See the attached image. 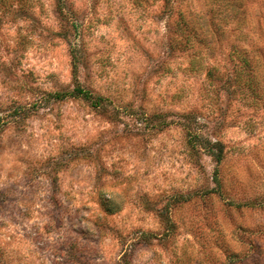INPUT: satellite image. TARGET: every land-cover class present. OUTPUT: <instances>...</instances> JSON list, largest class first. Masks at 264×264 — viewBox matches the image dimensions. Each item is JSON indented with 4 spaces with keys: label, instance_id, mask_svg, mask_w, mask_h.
<instances>
[{
    "label": "rangeland",
    "instance_id": "obj_1",
    "mask_svg": "<svg viewBox=\"0 0 264 264\" xmlns=\"http://www.w3.org/2000/svg\"><path fill=\"white\" fill-rule=\"evenodd\" d=\"M0 264H264V0H0Z\"/></svg>",
    "mask_w": 264,
    "mask_h": 264
},
{
    "label": "trees",
    "instance_id": "obj_2",
    "mask_svg": "<svg viewBox=\"0 0 264 264\" xmlns=\"http://www.w3.org/2000/svg\"><path fill=\"white\" fill-rule=\"evenodd\" d=\"M68 94L76 95V96H82L87 100H90L92 104H95L96 106H101L103 103V98L102 97H95L92 95V93L81 87L77 86L75 89ZM66 95L65 93H57L55 96L56 97H62ZM209 148L213 152L214 155H216L217 161L220 162L222 160V154H223V145L222 143L215 141V142H210L209 143Z\"/></svg>",
    "mask_w": 264,
    "mask_h": 264
}]
</instances>
